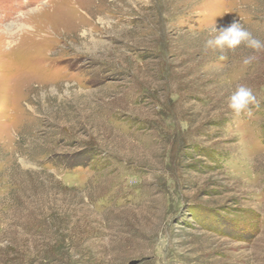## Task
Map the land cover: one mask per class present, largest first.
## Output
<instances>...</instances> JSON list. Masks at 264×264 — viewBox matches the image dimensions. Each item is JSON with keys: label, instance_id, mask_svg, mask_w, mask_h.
Returning <instances> with one entry per match:
<instances>
[{"label": "rangeland", "instance_id": "obj_1", "mask_svg": "<svg viewBox=\"0 0 264 264\" xmlns=\"http://www.w3.org/2000/svg\"><path fill=\"white\" fill-rule=\"evenodd\" d=\"M233 18L264 41V0H0V264H264V49L204 47Z\"/></svg>", "mask_w": 264, "mask_h": 264}, {"label": "clouds", "instance_id": "obj_2", "mask_svg": "<svg viewBox=\"0 0 264 264\" xmlns=\"http://www.w3.org/2000/svg\"><path fill=\"white\" fill-rule=\"evenodd\" d=\"M241 44L256 51L264 49V41L254 37L239 20L233 18L227 25L217 27V24L214 23L208 29V38L205 40L204 47L219 51L222 54L221 59H223V53L234 51ZM254 59L255 56H247L242 62L244 65H249ZM257 103L251 89L241 85L230 95L228 107L235 115L239 116L245 112L250 114V105Z\"/></svg>", "mask_w": 264, "mask_h": 264}]
</instances>
